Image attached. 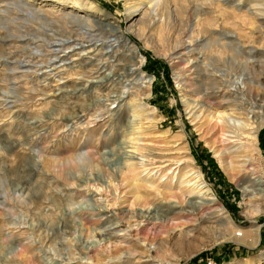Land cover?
<instances>
[{
	"label": "rangeland",
	"instance_id": "374dc122",
	"mask_svg": "<svg viewBox=\"0 0 264 264\" xmlns=\"http://www.w3.org/2000/svg\"><path fill=\"white\" fill-rule=\"evenodd\" d=\"M71 1L0 0V264H107L115 260L109 257L111 251L165 233L166 227L156 220H140L137 225L131 212L117 207L111 208L112 214L98 211L103 204L94 185H106L108 172L124 165L131 117L123 112L134 96L154 107L159 119V132L146 138L158 144L149 143L150 147L178 159L186 153L191 156L228 212L224 225L214 218L206 224L224 233L246 230L247 234L260 226L254 247L235 239L206 243L210 235L204 229L197 231L192 245L199 247L175 264H264V203L256 213L248 212L251 204L241 188L245 184L227 177L206 138L187 118L182 100L187 91L198 101L226 103L230 84L237 81L245 91L252 69L264 76V14L258 11L264 10L262 0H212L210 4L209 0H170L169 25L154 29L142 22L149 6L142 0L132 19L127 16L126 0H78L82 8L71 7ZM87 1L102 14L90 9ZM101 21H110L118 32ZM132 22L135 25L128 30ZM206 24L210 31H204ZM222 26L239 35L222 39ZM221 41L232 43L242 54L237 58L222 50ZM134 63L150 78L148 97L140 86L144 79L135 74L114 76L104 87H93L102 76ZM89 81H93L91 89L75 91ZM207 81L213 84L209 99L204 94L209 88L195 94L196 86ZM259 87L264 97V82ZM261 129L264 164V125ZM168 147L174 152L165 150ZM248 165L241 172L251 173ZM209 213L203 210L202 215L189 216L196 220L190 222L181 214H170L173 218L167 225L176 226L173 233L189 229ZM100 255L98 263L90 259Z\"/></svg>",
	"mask_w": 264,
	"mask_h": 264
},
{
	"label": "bare ground",
	"instance_id": "6f19581e",
	"mask_svg": "<svg viewBox=\"0 0 264 264\" xmlns=\"http://www.w3.org/2000/svg\"><path fill=\"white\" fill-rule=\"evenodd\" d=\"M54 1L59 4H65V0ZM126 1L127 16L132 19L139 10L141 0ZM142 1L149 3V6L142 13V22H146L145 26L147 25L150 29H154L165 28L169 25L170 0ZM87 2L90 9L95 10L96 14H102L100 13V8L94 6L91 1ZM208 2L210 4L212 0H209ZM68 3L70 2L68 1ZM260 3L263 4L264 0ZM70 6L73 8H82L78 0H72ZM258 11H260V13L263 12L262 14H264V10L261 9ZM104 18L105 17L98 19ZM251 21L253 20H250V23ZM101 22H99V24L111 27L110 21ZM236 22L233 23V26L238 28L239 23ZM215 24L217 27L220 26L217 23ZM134 25L135 23L132 22L127 29L132 30ZM222 27V39L226 37L232 38V36L239 35L236 34L235 31L224 29V26ZM111 28L113 31L118 32V27ZM210 29V26H207V24L204 26V31H210ZM221 29L222 28H220V30ZM238 29L240 30V28ZM244 40L245 39H243L242 42L243 44ZM181 44L182 43L180 42L179 46H181ZM219 46L222 50L231 51L233 54L235 53L237 58L242 54V51H236L232 43L227 44L225 42L222 43L221 41ZM138 61L140 62V60ZM114 71L115 72L111 75L102 76L99 83L93 84L95 86L92 85L93 81H89L88 85L83 84V86L75 89V91L84 92L85 90L91 89L92 86L104 87L106 84L114 80V76L124 78L135 74L134 77H142L144 79V81H142L144 82L143 85L140 84L141 88H144V96L148 97L151 94L150 78H147L146 75L142 73L139 63L124 64ZM252 71V80L248 81L245 91H243L241 84L237 81H235L234 84L232 83L229 85V92L226 93V103H205L198 101L187 91L182 94L187 118L191 123L194 122L196 125L195 128L201 133V137L206 138L205 142L216 157L220 167L224 170L230 180L238 184H245L241 188L242 194L245 198H248V202L251 204L248 210L250 214L259 211L260 204L264 203V164H262V156L259 147L260 131L264 125V103H262L263 100L260 99L263 95L261 96L259 93V84L264 82V76H261L262 73H255V69H252ZM259 78L263 79L260 83L258 80ZM215 84L217 83H214V85ZM212 85L213 84L210 82L208 83V81L205 85L199 83L196 86L195 94L204 92L209 88L211 91L204 94L207 99L211 98L214 95ZM206 86L208 87L205 88ZM122 95L120 96V100H123L122 97L124 95ZM134 97L130 98V107L128 109L126 107L127 110L123 112V114L129 113L131 117L128 126L127 145L123 157L124 165L118 170L108 172L110 179L106 185H94L96 190L95 194L99 195V200L103 204L102 207H99L98 211H100V213L109 212L112 214L111 208L117 207L121 209V211L131 212L132 216L138 219L137 225L140 223V220H156L162 228L166 227V231L162 235L158 234L159 236L155 233L154 237L151 239H138L127 247L116 248L117 250L111 251L109 255L110 259L115 260H112V262H108L107 264H151L152 261H156L158 264H175L176 261L189 257L199 247L192 245V234L195 235L197 231H201L202 229L206 230L210 235L209 240L206 243H216L235 239L245 243L248 247L256 246L259 242L260 226H256L255 230H252L250 231V234H247L246 230H241V232L233 230L230 232L229 229H227L229 231L228 233H224L223 231H216L212 226L206 224L210 218H214L218 225H224L223 220L228 216V212L224 206L218 203L216 197L211 192V189L206 185L202 172L194 166L191 156L186 153V156H184L183 159H178L176 155H169L168 152V155L166 153L161 154L156 152L158 150L154 151V148L150 147L149 143L155 144L156 141L154 143L152 139L149 140L146 138H150L159 132L157 129V122L159 119L156 120L154 107H149L146 102L140 101V99ZM66 118L74 120L75 116H68ZM157 144L158 143H156V145ZM169 149L170 148L168 147V149L165 150ZM181 161L184 164L183 167H181L182 164L179 165ZM29 162L31 161L29 160ZM96 163L98 164V161ZM246 163L251 166V173H247L246 171L241 172L242 170H246ZM89 164L91 166L93 161H90ZM67 165L71 167L69 163ZM43 168L48 169L46 165H43ZM126 195H130V197L126 198ZM195 198L198 200H195ZM156 200H159L158 203L151 207V205H153L152 202ZM123 204H125L124 208L122 207ZM203 210H210L209 215L203 218L200 216V218H202L200 222H198L197 225L194 224L189 229L180 228L173 233L172 231L175 230L176 226L170 227L167 225L168 220L173 218L170 217V214H181L180 217L184 219L185 222H190L194 219L189 218V216L194 218L199 214L202 215ZM198 219L199 218H197V220ZM144 242L146 244H144ZM186 247L190 248V250L186 251ZM174 252L177 254H174ZM169 258H174L173 260H175V262L168 263L167 261ZM90 259H93L98 263L101 260V255Z\"/></svg>",
	"mask_w": 264,
	"mask_h": 264
},
{
	"label": "trees",
	"instance_id": "16d2710c",
	"mask_svg": "<svg viewBox=\"0 0 264 264\" xmlns=\"http://www.w3.org/2000/svg\"><path fill=\"white\" fill-rule=\"evenodd\" d=\"M262 130H263V129H262ZM262 130H261V131H262ZM261 133H262V132H260V134H261Z\"/></svg>",
	"mask_w": 264,
	"mask_h": 264
}]
</instances>
